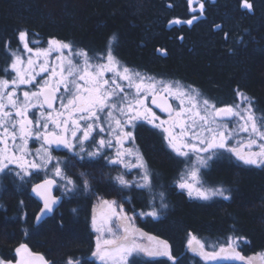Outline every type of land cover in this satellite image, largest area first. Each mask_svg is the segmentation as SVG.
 I'll return each mask as SVG.
<instances>
[{
	"label": "trees",
	"instance_id": "obj_1",
	"mask_svg": "<svg viewBox=\"0 0 264 264\" xmlns=\"http://www.w3.org/2000/svg\"><path fill=\"white\" fill-rule=\"evenodd\" d=\"M249 2L250 10L241 6L242 0H0V79L9 76L10 50L19 46L21 31L29 40H60L91 57L105 55L115 36L112 53L124 66L194 87L219 105L235 103L243 93L262 117L264 0ZM140 132L154 169L152 190L129 187L121 193L129 198L128 209L144 212L152 210L155 197L158 218L141 217L138 226L167 241L171 257L134 255L129 264H244L193 255L188 251L191 233L209 250L235 237L243 256L264 253V167L245 165L224 151L202 176L205 183L228 189L230 199L190 196L177 184L187 161L164 149L160 132L154 135L143 126ZM8 179L11 184L0 197V260H15L23 244L51 264L70 259L101 264L93 256V193L105 192L107 185L93 184L92 192L76 186L67 196L59 191L61 206L36 224L41 205L31 195V184L40 177Z\"/></svg>",
	"mask_w": 264,
	"mask_h": 264
},
{
	"label": "snow or ice",
	"instance_id": "obj_2",
	"mask_svg": "<svg viewBox=\"0 0 264 264\" xmlns=\"http://www.w3.org/2000/svg\"><path fill=\"white\" fill-rule=\"evenodd\" d=\"M241 6L249 10L252 8L249 0H242ZM203 8L204 5L201 3V12ZM176 22L179 23V21ZM187 23L191 24L192 20ZM27 35L26 31H21L19 39L23 43V48L32 52L33 49L28 47ZM115 40L116 37L113 36L109 41L107 52L103 56L89 57L87 52L79 50L74 54L79 57V60L75 62L72 58L61 60L58 57L60 62L50 71L51 77L55 79V83L51 84L49 80H44L42 84L34 83L36 75H38L32 67L35 63L34 60L29 57L27 70H24L20 67L24 63L22 57L17 52L10 50L13 60L5 72L8 73L10 70L12 77L11 79H0V145H3L0 147V172L9 163H15L24 170L25 174H31L25 167V163H20L25 160L26 155L30 154L27 149L30 138L41 141L40 148L32 154L35 158L26 161L28 167L32 169L44 170L48 164L52 163L54 159L50 151L52 146L62 145L72 150L76 145H79L80 152H84L86 151L84 143L90 138L96 151L87 154L90 157H95L104 147H112V139L100 138L96 141L91 134L98 130L97 134L99 135L107 128L110 135H115L117 144L120 146L116 149L115 158H110L109 163L122 164L125 168H140L142 175L136 182V187L151 192L152 180L143 156L139 154L138 150L134 152L132 148L123 147L126 140L134 142L135 138L132 132V129L135 128L134 122L143 119L166 134L165 139L168 145L178 156L191 160L190 153L196 155L194 165L185 174H182L181 180L178 182L181 189H187L190 196L195 192L199 198L205 200L216 195L230 199L229 190L224 187L205 188L199 179V170L208 167V161L222 149L235 155L245 165L264 167V116L258 117L255 114L251 99L244 96L243 93H238L242 97V102L245 103L243 109L239 105L235 109L233 107L217 109L209 100L200 97L198 90L184 87L179 81L156 80L154 77L130 70L113 55L112 42ZM49 45L50 47L46 50L37 49L36 51L37 56L45 57L44 65L40 67L41 72L49 71L47 57L52 51H60L61 54L64 49L72 51L70 44L60 41L51 40ZM106 73H111L112 76L105 78ZM120 81L126 83L121 84ZM22 85L31 87L25 90L21 88ZM126 88L130 91L126 92ZM161 92L166 93L167 96L158 99V94ZM149 96L152 97V104L167 113V120H160L151 108L147 107L145 101ZM167 97L179 101L178 110L172 108ZM57 104L59 111L56 108ZM30 109H36L39 113L35 119L29 117ZM77 114H79L78 118H76ZM33 115L36 114L33 113ZM221 116L238 117L243 121L240 131L249 133L246 145L228 146L227 141L232 138L233 133L228 130L227 125L216 124L217 118ZM81 121H84L83 125ZM214 124H216L215 128L212 127ZM125 128H129V130L125 131ZM177 128L179 133L174 131ZM193 128H199L200 131L192 132L189 139L188 134ZM203 132H207L208 135H202ZM8 144H11L14 151H8ZM255 145H258L259 151H243V148L250 149ZM17 153L19 154L17 155ZM200 153L208 155L204 156ZM74 154L79 156V152ZM133 155L137 162L130 165L124 158ZM53 168L55 176L64 175L59 161L53 165ZM17 175L19 176L20 173ZM185 176L189 177L193 183L186 180ZM115 180L123 187L132 186V182L123 175L116 176ZM54 184L55 180L46 178L43 183L37 184L33 188V192L43 199L44 208L49 212L52 204L56 203L55 199L50 196V189ZM84 184L87 187V180L84 181ZM195 184H199L200 187H195ZM159 195L160 207L164 208L166 207L163 202L164 194L161 192ZM103 203L111 207L115 201H104ZM119 207L123 213V206ZM150 207L152 208L150 212H141L140 215L158 218L155 197L152 198ZM113 215H118L121 220L126 221L122 226L123 237L117 240L115 233L112 234L114 237L112 239L101 241L100 237H97L96 251L93 256L98 258L102 264H129V258L134 255L171 257L167 241L148 237L149 240L155 242L154 245L139 244L135 239L138 230L131 228L128 224L132 218L115 211H113ZM93 223L95 226V218ZM96 231L102 233L103 229L96 228ZM107 231L111 233L112 229L108 228ZM139 235L145 236L146 234L139 232ZM236 239L238 238L230 237L229 240L232 243L227 246L213 244L210 246L211 250L207 251L205 244L190 234L188 247L205 261L240 260L244 264H256L257 260L264 262V254L243 257L233 246ZM16 251L17 253H28L31 256L26 245H20ZM36 259L43 261V257H36ZM0 264H3V261H0ZM20 264H25L23 258ZM68 264H74V262L70 259Z\"/></svg>",
	"mask_w": 264,
	"mask_h": 264
},
{
	"label": "rangeland",
	"instance_id": "obj_3",
	"mask_svg": "<svg viewBox=\"0 0 264 264\" xmlns=\"http://www.w3.org/2000/svg\"><path fill=\"white\" fill-rule=\"evenodd\" d=\"M51 40L60 41V40H56V39H47V40L33 39V40H29L27 38L28 47L33 49L32 52H28L27 50H25L23 48V43L21 41H20V44L17 47V49L13 50V52H17V54L22 57L24 63L22 65H20V67L22 69H24V70H27V67H28L27 66V60H28V58L31 57L34 60L35 63L33 64L32 67H33L34 71L36 73H38V75H36V80L34 81V83L42 84L44 80H49V83H50V81L53 80V78L50 75V71H51L52 67H55L60 62L57 59L58 57H60L61 60L66 59V58H72L74 60V62L76 60H79V57H76L74 54L77 51L81 50V49H74L72 47V51L71 52L68 49H64L62 54H61L60 51H52L50 53V55L47 57V67L49 68V71L48 72H41L40 71V67L42 65H44L45 57L43 55L37 56L36 55V51H37V49H39L41 51L48 49L50 47L49 41H51ZM60 42H63V41H60ZM63 43H66V42H63ZM67 44H69V43H67ZM88 56L91 57L89 54H88ZM101 56H103V55H101ZM12 60H13V57L11 59V62H12ZM11 62H10V64H11ZM108 75L109 76H107L105 78H110L112 76L111 73H108ZM11 77H12V73L9 70V76H7V77L5 76L2 79H11ZM155 79L156 80H162V79H158V78H155ZM165 81H168V80H165ZM180 84L182 86H184V87H190L191 89L197 90L196 88L191 87V86H187V85H185V84H183L181 82H180ZM30 87L31 86H23V85L21 86V88L25 89V90H27ZM32 90H35V89H32ZM199 94H200V92H199ZM244 96H246V95L244 94ZM200 97L204 98L201 94H200ZM174 100L176 102L175 104H176L177 110H178L179 101L176 100V99H174ZM237 105H239V107L241 109H243L245 107V103L242 102V97L240 95H238V100H237V102L234 105H232V107L235 109ZM33 113H35L36 115H33ZM201 114H203V112H201ZM38 115H39V113L37 112L36 109H30V111H29V117L30 118L35 119L36 116H38ZM242 123H243V121H241L238 117H233V119L229 120V121H218V120L216 121V124L227 125L228 130L233 133L232 138L227 141V144H228L229 147H240V146L246 145L248 143L249 133L240 131V125ZM216 124L212 125V127L215 128ZM106 130H107V128H106ZM174 131H175V133H179V129L178 128L175 129ZM199 131H200L199 128H193L189 132L188 138L189 139L191 138L192 132H199ZM107 133H108V139L109 138L112 139V145L118 146L119 144H117L115 135L114 134L110 135L108 130H107ZM202 135L207 136L208 133L207 132H203ZM127 142H130V140H127ZM127 142H126L124 148H128V146H126ZM192 142H195V141H192ZM40 145H41V141H38L35 138H30L28 140L27 149H28V152L30 153L29 155H26L28 161H31V160H33L35 158L34 155H32V154H34L40 148ZM0 147H3V145H0ZM7 147L9 148L8 149L9 152H10V150L13 149L11 144H8ZM55 147L56 146H52L51 149H50L51 155L54 158L51 164H48L44 170H37V169H32V168L31 169L34 170L35 173H39L43 177H48V176L49 177H55L58 180V183H59L58 188H59L60 193L62 195H66L67 196V195H69V193L75 191L76 186H83V185L85 186L84 180H83V185H82V179H81V176L83 174L85 175V173L82 172L81 171L82 169H80L79 167H75V168L72 167V161H70L71 156L70 155L68 156V154H69L68 152L71 151V150H68V148H65V149H67V151L66 150L65 151L61 150L63 152V154L66 155V157H60L59 155H57L55 153V151H54ZM61 148H63V146H61ZM92 151H96V148L94 147L92 149ZM223 151H225V150H223ZM243 151H245V152H247V151H259V147H258V145L252 146L250 149L245 147V148H243ZM220 153H221V151H220ZM200 155L206 156L208 154L207 153H200ZM190 156H191V160L185 158L186 161H187V165L184 167V169H183V171L181 173V176H182V174H185L195 163L196 155L194 153H190ZM78 157H80V156H78ZM57 161L60 162V167H61V169L63 171V174H64L63 176H55L54 175L53 165H55L57 163ZM210 161L211 160L208 161V165H209ZM5 163H7V161H5ZM67 168L69 169V171L67 170ZM70 168L71 169L73 168V170L75 172L71 171ZM138 169H139V174L142 175V170L140 168H138ZM203 169H205V168H200V170H199V179L203 182V186L205 188H216L213 185H209V184L205 183L204 177L202 176ZM29 173H31V172H29ZM0 174H1V172H0ZM80 174H81V176H79ZM30 175H28V176H30ZM92 175H98V174H92ZM104 175L110 176V175H114V174H109L108 171H106ZM88 176H89V174H87V178H88ZM116 176H118V175H116V173H115V175L113 177H116ZM22 177H26L25 172L23 173ZM185 179L188 180L190 183H193L189 177L185 176ZM85 180H88V179H85ZM127 180L131 182L130 179H127ZM69 181H71V183H69ZM113 181L117 185H114L113 187L112 186H108V188L105 190V191H108L107 194H105L103 192V194H100L101 195L100 196L99 194L93 193L94 194L95 204H94V208H93L92 226H93V230H94L95 236H96V243H97V237L98 236L100 237L101 241H103L105 239L114 238L113 235H112L113 233L116 234L115 238L117 240L122 239V237H123V227L122 226L126 223V221L125 220H121L120 216H118V215H113V211H115L116 213H120L121 215L126 214L127 217H131L132 218L128 222V224H129V226L131 228H134V229L138 230V232L135 234V239H136L137 243L145 245V246L154 245L155 242L148 239V237H153V236L149 235L148 233H145L138 226V219L141 218V217H144V216L140 215V213L144 212V211L135 209L132 206H131L130 209H128L127 207L129 205V198L127 196H125L123 193L122 194H118L117 193L118 191H121V190L124 191L125 189H127L129 187L121 186L120 184L117 183L115 178H114ZM87 182H88L87 187H84V186L83 187L85 189L89 190L90 192H92L91 188L89 187L92 182L91 181L90 182L87 181ZM194 186L195 187H200L199 184H195ZM2 191H3V188L0 187V197H1ZM191 196L198 197L195 194V192H193V194ZM104 201H108V202L115 201V204H113L111 207H109L108 205L103 203ZM121 205L123 206V213H121V208L119 207ZM94 218H95V226H94V223H93ZM96 228H102L103 229L102 233L96 231ZM108 228L112 229L111 233L107 231ZM139 232H142V233H144L146 235L145 236H140ZM191 235L195 236V235H193V233H191ZM196 238L202 242L201 239H199L198 237H196ZM189 239H190V236H189ZM189 239H188V241H189ZM229 243H232V242L230 241ZM228 244H225L223 246H227ZM194 246H195V242H194ZM233 246L235 247L236 251H238L243 256L242 252L240 251V249L238 247L237 240H235V242L233 243ZM27 249L29 250L28 247H27ZM205 250L210 251L209 249H206V247H205ZM95 251H96V244H95L94 252ZM188 251L190 253H192L193 255L199 257L200 259L204 260L201 256H199V255L195 254L194 252H192L189 249V247H188ZM29 252H30V250H29ZM259 254H264V253H259ZM17 255H18V258H17L16 261H12V262L4 261V260H0V261H3V264H20L21 259L23 258V260L25 261V264H26L27 258H28V253H17ZM257 255L258 254H254V255H250V256H246L245 255L243 257L248 258V257L257 256ZM94 259L97 262L102 264V262L98 258H96L95 256H94ZM234 261L243 262V261H240V260H234ZM256 264H264V262H262L260 260H257Z\"/></svg>",
	"mask_w": 264,
	"mask_h": 264
},
{
	"label": "flooded vegetation",
	"instance_id": "obj_4",
	"mask_svg": "<svg viewBox=\"0 0 264 264\" xmlns=\"http://www.w3.org/2000/svg\"><path fill=\"white\" fill-rule=\"evenodd\" d=\"M129 69L130 70H133L135 72H139V73L145 74L146 76H150V77L162 79L164 81L165 80L171 81V80L166 79V78L157 77L154 74L149 73L147 71L144 72V71H140L138 69H133V68H129ZM107 76H109L108 73H106L105 77H107ZM51 83H55V79L54 78H53L52 81H50V84ZM120 83L121 84H125L126 82L120 81ZM125 91L126 92H129L130 90H128L126 88ZM57 95H60V93H57ZM141 95H143V93H141ZM158 96L165 97V96H167V94L161 92V93L158 94ZM168 98L171 100V103H173L174 109L177 110V106L175 104L176 103L175 100L172 97H167V99ZM151 99H152V97L149 96L148 99L145 101V104L147 105V107L151 108L152 112H154L160 118V120H167L168 119V115L167 114H164L163 112H161L160 110H158L151 103ZM210 102L212 104H214L217 109H220V108L232 107V105H234L237 101L235 103H229V104H224V105H219V104H216V103H214L212 101H210ZM56 108H57V111L60 110L58 104L56 105ZM78 115L79 114H77L76 118H78ZM232 119H233V117H223V116L217 118L218 121H229V120H232ZM102 120H103V118H102ZM134 123H135V128L132 129L133 136L135 138L134 139V142L133 141L127 142V140H126L125 143H124V145H123V147H125V144L127 142V145L126 146H128V148H132L134 152L136 150H138L139 151V154L143 156V160H144V162L147 165V168L149 170L150 176H152V173H154V169L152 168V166H151V164L149 162V159H148V157L146 155L147 154V151L143 147V144H142V141H141L140 127L143 126V127L147 128L148 131L151 132V133H153L154 135H155V131L160 132L161 134H159V136H160L161 144L163 145L164 149L166 151H168L169 153L171 151H173L175 153V151L168 145V143H167V141L165 139V135L166 134L163 133L161 129H158V128L154 127L153 124H150L146 120H143V119L137 120ZM81 124L83 125L84 124V121H81ZM49 127L51 128L52 125L50 124ZM128 130H129V128H125V131H128ZM97 133H98V130L93 131L92 134H91V136L94 137L96 141H98L100 138H104L105 140H108V133H107V130L106 129H105V131L103 133H100L99 135ZM78 135H79V133H78ZM61 146L55 147L54 148V151L60 157H66V155L63 154V152L61 150H64V151L66 150L67 151V149H65V147L61 148ZM118 147H120V146L119 145L118 146L112 145V147H110V148L109 147H104L97 156L90 157L87 153L88 152H92V149L94 148L93 141L90 138L89 141H85V143H84V148L86 149V151L80 152V146L79 145H76V147L74 149H72L71 151L68 152L69 153L68 156L69 155L71 156L70 161H72V167H74V168L75 167H79L80 169H82L81 171L85 173V175L84 174L82 176H81V174L79 175V176H81V179H82V185H83V180L85 181V179H88L87 181H89V182L91 181L92 182L90 184V186H89L91 189L94 188L93 187V184H97L98 186H100V185L102 186L103 184H105V185H107V187H108V185L113 187L114 185H117L113 181L114 178H115L113 176L116 173V175H123L127 179H130L131 182H132V186L131 187L139 188V187H136V182L140 180L141 175L139 174V169L137 167L125 168L122 164H110L109 163V159L110 158H113V159L115 158L114 156H115V153H116V149ZM11 151H14V150L12 149V150H10V152ZM220 151H221V153L224 152L223 150H220ZM220 151L217 153V155H215V156L212 157V159H211L210 162L216 160L220 156V154H221ZM76 152H79V156L80 157H78L77 155L74 154ZM229 154H232V153H229ZM17 155H18V153H17ZM233 156L235 157V155H233ZM180 158L186 160L184 157H180ZM124 159L127 162H129L130 165L135 164L137 162L135 155H133V156H126ZM26 161H28L27 157H25V160L24 161H20V163H25V167L27 168L28 172H31L32 173L30 176H33L34 175L35 178L40 177V179H38L37 181H34L31 184V188H32V186L34 184H36L37 182H39L41 180H44L46 178H54V179H56L55 177H49V176L48 177H43L39 173H35L34 170H32L31 168L28 167ZM67 170L69 171L68 168H67ZM70 170L73 171V172H75L73 170V168L72 169L70 168ZM106 171H108L109 174H114V175H110V176L104 175ZM182 171H181V173H182ZM203 171H204V169H203ZM17 173H20V175L18 176ZM23 173H24V170H22L19 167L18 164L9 163L8 166L0 174V187L4 188L5 186H8L9 184H11L9 182V180H11V179L6 180L8 177H10V175H12V177H14V178L21 179ZM87 174H89L88 178H87ZM92 174H98V175H92ZM27 176L28 175L26 174V177H23V179H21V180H27V178L30 177V176H28V177ZM180 180H181V174H180V176H179V178L177 180V184H178V182ZM58 186H59V183H58V180H57V191H56V194L57 195H60ZM181 190H184V191H186L188 193V190L187 189H181ZM104 193L107 194L108 191H105ZM117 193L118 194H122L121 191H118ZM101 194H103V193H101ZM17 258H18V255L16 256L15 260H13V261H16Z\"/></svg>",
	"mask_w": 264,
	"mask_h": 264
},
{
	"label": "water",
	"instance_id": "obj_5",
	"mask_svg": "<svg viewBox=\"0 0 264 264\" xmlns=\"http://www.w3.org/2000/svg\"><path fill=\"white\" fill-rule=\"evenodd\" d=\"M160 98V96H158V99ZM168 103L172 105V108L174 109V105L173 103H171V100L168 98ZM155 107L156 105L153 104ZM158 110H160L158 107H156ZM161 111V110H160ZM162 112V111H161ZM164 114H167L166 112H163ZM48 179H53L55 180V184L51 186L50 189V196L51 198H54L56 203L52 204L51 206V211L49 212L47 209L44 208V201L41 197L37 196L34 192H33V188L35 185L43 183V181L45 180H41L39 182H37L36 184H34L31 188V195L41 204V207L38 211V213L36 214V224H40L42 221H44L46 218L51 217L54 215L55 211L61 206L62 202H63V197L61 195H57L56 191H57V180L54 178H48ZM31 253V252H30ZM36 257H43V261H40L38 259H36ZM26 264H51L50 261H48L45 256L42 253L39 252H32L31 256L28 255L27 258V262Z\"/></svg>",
	"mask_w": 264,
	"mask_h": 264
},
{
	"label": "bare ground",
	"instance_id": "obj_6",
	"mask_svg": "<svg viewBox=\"0 0 264 264\" xmlns=\"http://www.w3.org/2000/svg\"><path fill=\"white\" fill-rule=\"evenodd\" d=\"M62 196V195H61ZM41 205V204H40ZM36 219V218H35Z\"/></svg>",
	"mask_w": 264,
	"mask_h": 264
}]
</instances>
